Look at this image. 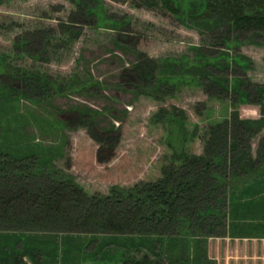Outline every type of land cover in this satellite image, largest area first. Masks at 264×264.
I'll list each match as a JSON object with an SVG mask.
<instances>
[{"label": "trees", "instance_id": "obj_1", "mask_svg": "<svg viewBox=\"0 0 264 264\" xmlns=\"http://www.w3.org/2000/svg\"><path fill=\"white\" fill-rule=\"evenodd\" d=\"M9 1L0 0V4ZM68 1L72 7L68 19L59 21L58 33L53 28H34L24 30L13 40L14 56L25 57L31 63L16 68L9 63V53L0 54V74H10L23 89L16 95L2 90L7 100L28 96L33 90L41 93L43 100L52 94L103 89V84L90 74L81 77L76 70L58 81L37 64L45 54L56 56L68 49L82 33L77 27L81 29L90 21L96 28L109 25L118 32L130 24L125 17L110 18L104 0ZM133 2L135 7L160 11L201 36L217 39L221 49L207 53L200 45H190L191 55L165 58H151L137 50L134 64L120 74L122 90L160 100L188 86L217 99L234 95L238 104L249 102L253 95L263 107L264 84H253L247 77L253 62L239 48L250 42L264 44V0ZM163 111L158 110L155 122L165 121L169 126L172 140L167 144L172 155L160 167V176L130 187L111 186L106 194L85 191L71 175L55 169L52 154L44 155L37 147L18 156L0 152V232H16L12 236L20 241L28 240V232L104 236L106 243L90 255L92 264H149L154 256L150 253L152 247L159 248L162 241L168 240L192 241L201 260L206 250L203 242L224 236L226 233L214 230L227 229L246 193L264 188V135L255 155L251 147L264 120L241 119L236 113L207 125L199 135L196 129L186 128L179 117ZM111 133L89 132L99 146V157L106 147L109 153L113 150ZM194 138L202 143L199 154L185 150L186 141ZM258 201L254 206L262 215L263 204ZM246 205L251 208V204ZM153 239L156 243L149 244ZM27 249L23 253L28 254ZM104 250L113 251L114 257L104 258Z\"/></svg>", "mask_w": 264, "mask_h": 264}, {"label": "rangeland", "instance_id": "obj_2", "mask_svg": "<svg viewBox=\"0 0 264 264\" xmlns=\"http://www.w3.org/2000/svg\"><path fill=\"white\" fill-rule=\"evenodd\" d=\"M133 1L139 0H104L110 18L129 19L125 29L118 32L109 25L96 28L90 21L81 29L77 27L82 33L68 49L56 56L45 54L37 63L55 80L78 70L81 77L92 75L103 84V89L52 94L43 100L42 94L33 90L28 96L7 100L2 90L16 95L23 90L22 83L10 74H0V152L18 156L37 147L44 155L52 154L55 169L71 175L85 191L106 194L111 186L130 187L160 176V167L172 155L167 144L172 140L168 136L169 126L165 121L155 122L160 108L179 117L186 128L196 129L199 135L207 125L236 113L241 119L264 120V105L253 95L249 102L238 104L234 95L217 99L200 88L188 86L173 97L160 100L122 90L120 74L134 64L137 50L151 58H165L191 55L190 45H200L207 53L221 49L217 39L201 36L160 11L135 7ZM71 7L68 0H11L0 4V54L9 53V63L16 68L31 63L25 57L14 56L13 40L24 30L34 28H53L58 33L59 21L68 19ZM239 52L253 62L247 77L253 84L263 85L264 44L244 43ZM106 130L112 131L114 148L109 153L106 147L99 157V146L89 132L93 135ZM263 135L264 123L252 139L253 155ZM185 150L199 154L201 140L186 141ZM258 193L259 196L254 195ZM246 194L234 209L227 229L214 230L226 234L203 242L206 250L201 260L199 250L191 246L192 241L168 240L162 241L159 248L152 247L150 253L154 256L151 255L149 264H264V188ZM258 200L263 204L262 215L254 206ZM14 233L0 232V264H92L90 255L106 243L100 235L28 232V240L20 241L12 236ZM154 240H149V244L156 243ZM27 248L29 253L24 254ZM31 249L34 251L30 252ZM103 253L104 258L114 257L113 251Z\"/></svg>", "mask_w": 264, "mask_h": 264}]
</instances>
